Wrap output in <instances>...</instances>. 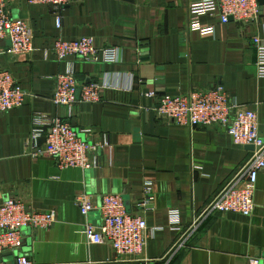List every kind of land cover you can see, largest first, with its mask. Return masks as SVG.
<instances>
[{
  "label": "crops",
  "instance_id": "0c3cea01",
  "mask_svg": "<svg viewBox=\"0 0 264 264\" xmlns=\"http://www.w3.org/2000/svg\"><path fill=\"white\" fill-rule=\"evenodd\" d=\"M13 18L26 20L34 52L16 55L0 41V69L10 71L27 93L22 107L0 112V202L18 199L28 208L55 217L49 229H27L20 254L33 264H255L264 258V170L250 217L215 213L189 231L195 218L249 162L253 151L238 146L223 126L191 129L157 113L164 93L185 94L222 86L232 103L259 117L264 138V78L257 75L252 38L264 35V13L250 23L205 16L215 34L189 27V0H81L63 7L60 28L50 7L8 0ZM262 10L264 9L261 5ZM93 38L98 48L121 50L119 64L72 62L78 82H105L96 103L78 102L70 111L52 101L54 78L65 72L52 51L59 38ZM155 91L157 97L146 96ZM36 113L60 117L82 135L110 147L97 151L92 170L61 169L55 159L34 155L27 145ZM152 205L144 208L146 183ZM127 195L131 214L146 219L150 239L138 258L120 256L109 242L91 244L87 224L99 227L100 210L82 215L78 200L90 197L100 207L105 195ZM177 218L172 219V212ZM174 221H177L174 224ZM155 230V231H154ZM182 239L184 240L183 242ZM6 264L15 255L3 256Z\"/></svg>",
  "mask_w": 264,
  "mask_h": 264
},
{
  "label": "built area",
  "instance_id": "2783aa9c",
  "mask_svg": "<svg viewBox=\"0 0 264 264\" xmlns=\"http://www.w3.org/2000/svg\"><path fill=\"white\" fill-rule=\"evenodd\" d=\"M31 7H50L56 14V25L61 27L63 19L60 11L66 5L81 0H25ZM262 10L259 0H189V27L202 36L215 34L214 27H205L201 19L205 16L219 17L226 24L230 20L250 23L258 19ZM9 40L11 52L27 55L34 52L33 33L29 23L20 18H13L9 11L8 0H0V41ZM252 46L257 52V75L264 78V35L252 38ZM60 62L67 64L66 70L54 78L55 88L53 103L58 107H67L70 111L78 103L92 104L102 99V93L108 87L105 82L81 85L72 62L77 57L87 63L119 64L121 50L118 48H98L93 38L82 37L67 41L57 39L52 48ZM147 97L155 98L157 93L149 91ZM27 93L13 74L0 69V112L7 113L22 107ZM157 113L173 123L191 129L197 127L223 126L235 145L253 146V154L245 168L235 176L209 203L205 211L195 218L187 234L194 232L201 220L215 213H234L250 217L255 209V192L260 173L264 170V138L260 134L259 117L252 109L232 103L222 86L207 91H191L185 94L164 93L160 97ZM92 129L76 130L70 123L60 117H51L36 113L33 116V129L27 145L34 155L49 156L56 160L61 169L92 170L100 166L97 151L109 148L108 135L101 141L93 143L82 135H92ZM45 138L43 145L40 139ZM152 205V183H146L144 200L141 206ZM82 215L98 209L103 216L99 227L87 224L84 235L91 244L109 242L120 256L138 258L143 255L150 239V229L142 216L127 212L122 196L105 195L100 207L90 197L78 200ZM172 219L177 212H172ZM177 221H174V224ZM55 223V217L49 212L32 210L18 199L0 202V264H6L3 256L15 255L14 264H33L26 256L20 254L24 244V231L27 229H49ZM155 231V230H154ZM182 239L181 242L184 240ZM263 264H264V258ZM259 264V261L254 262ZM86 264H98L88 262ZM107 264V263H100Z\"/></svg>",
  "mask_w": 264,
  "mask_h": 264
},
{
  "label": "water",
  "instance_id": "95a60500",
  "mask_svg": "<svg viewBox=\"0 0 264 264\" xmlns=\"http://www.w3.org/2000/svg\"><path fill=\"white\" fill-rule=\"evenodd\" d=\"M259 3L261 5H263V0H259ZM45 141H46L45 138L40 139L39 145L40 146L43 145L45 143ZM248 148L250 150H252V151L254 150V147L253 146H248ZM122 199L124 201V206L126 207L127 212L131 214V201H130V198L127 195H125V196L122 197ZM260 264H263V262H260Z\"/></svg>",
  "mask_w": 264,
  "mask_h": 264
}]
</instances>
